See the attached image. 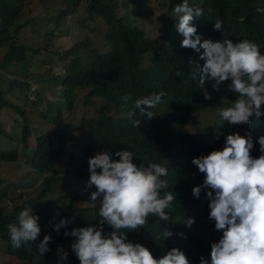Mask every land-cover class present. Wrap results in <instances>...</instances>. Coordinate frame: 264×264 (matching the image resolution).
<instances>
[{
  "label": "trees",
  "instance_id": "16d2710c",
  "mask_svg": "<svg viewBox=\"0 0 264 264\" xmlns=\"http://www.w3.org/2000/svg\"><path fill=\"white\" fill-rule=\"evenodd\" d=\"M29 1L33 0H0V47L6 44V50L0 58V66L14 75H21L0 77V107H12L18 112H23L24 109L20 104L14 103L7 93H26L30 85L29 81H25L28 76L17 72L22 69V66L17 64L24 60L30 61L29 54L36 50L18 40V31L24 24V7ZM63 1L66 8L54 14V23H58L68 11L84 1L88 17H97L104 21L102 37L107 44L106 48L99 49L90 47L91 42L76 41L72 47L62 51L61 56L68 59L64 62V71L53 72L54 77L59 79L56 83L61 84L60 94L66 98L59 99L61 104H65L68 109L72 108L76 89L79 88L87 91L85 101L94 105L95 114L82 120L79 125L81 131L84 127L87 130L84 141L79 144L78 155L69 153L75 165L72 172L79 175L81 181L83 176L90 178V171L85 167H88L86 165H89L91 157L107 151L111 158L118 159L115 154L121 150L132 151L138 164L144 163L147 166L159 163L167 167L168 176L164 178L169 181V188L165 191H171L176 196L170 211L171 221L150 216L146 227L128 231L127 239L144 244L156 258L162 257L173 247H179L191 264H200L202 256L210 261L211 244L217 242L223 233L215 229V221L209 220L211 210L206 195L207 189L201 190L199 198L193 195L192 189L203 184L205 174L201 173L192 161L195 157L222 149L227 135L235 132L241 135L251 133L254 141L251 155L259 157L262 153L258 141L260 136H264V114L259 118H251V124L231 125L224 121L225 123L217 129L218 138L214 140L195 137L193 132L189 131L168 135L156 116L146 120L140 115L139 109L134 106L138 98L164 91V103L157 108L156 113L160 112L162 117L159 118L169 122L171 133H175L178 129H171L173 123H181L190 115V118H193L206 109L218 108L220 112L222 108L230 106L232 100L237 98L236 93L229 91L228 85L231 81L221 84L219 91L213 89L214 81H206L205 88H200L198 75L193 78L192 73L198 62L203 63L199 60L203 49L201 53H197L191 48L181 46L184 37L176 28L179 22L176 17L172 22L166 20L158 36L151 37L130 18L134 10L143 6L140 0H124L119 7L116 0ZM174 2L175 0H170L169 10H172ZM183 2L184 0H179V4ZM188 3L193 9L204 10V15L192 22L197 27L202 41L210 38L213 41L232 39L236 42L248 38L258 43L261 53L264 54V0H188ZM209 8L212 9L211 13L207 11ZM215 20L222 21V30H214ZM54 27L49 24L47 33L50 36L54 34ZM80 46H86L93 51L92 56L88 58L73 54ZM69 54L73 55L68 56ZM10 66L14 67L10 69ZM205 90L212 94L211 100L204 98ZM98 99L101 102L95 105ZM109 108H113L118 115H112ZM42 111H45L42 118L52 123L50 130L36 132L30 125V119L24 117L22 124L19 123L20 134H7L15 144L19 142L18 137H21L22 146L30 149V166L37 174L43 176L35 196L5 210L0 209V239L5 241L4 250L26 264H32L35 247L45 235L52 237L50 250L44 254L39 264H47L51 254L57 253L61 246L65 249L72 244L75 237L65 236L64 233H70L75 224L85 221V226H99L100 219V202L74 207L80 198L78 193H74L66 201L60 195L55 197L52 194L54 186H57L64 176L57 174L55 168L65 152L66 145L68 148L77 125L65 119L57 104L47 101ZM152 111L155 115V109ZM137 120L141 121L139 127L134 126V121ZM32 135L33 140L30 138ZM0 158L15 160L17 147L0 146ZM76 175L73 176L76 178ZM86 182H83L85 187ZM86 190L89 189L86 187ZM25 206L32 207L41 226V233L33 243L32 252L28 251V245L14 249L8 232V225L16 222L19 212ZM73 212L77 214L73 216ZM190 217L194 218L191 227L183 222ZM61 219H68L70 223L57 233L54 225ZM103 227L105 234L113 230L106 223ZM164 228H170L173 232L172 237L167 240L158 238ZM181 233L184 235H180ZM77 264H80L79 260Z\"/></svg>",
  "mask_w": 264,
  "mask_h": 264
},
{
  "label": "clouds",
  "instance_id": "9594fccd",
  "mask_svg": "<svg viewBox=\"0 0 264 264\" xmlns=\"http://www.w3.org/2000/svg\"><path fill=\"white\" fill-rule=\"evenodd\" d=\"M207 11L211 13L212 9ZM174 13L179 21L176 28L184 37L181 46L197 53L203 49L199 56L203 63L198 62L192 73L193 78L198 75L200 88H205L206 81H214L213 89L219 91L220 85L230 80L229 91L237 94L230 106L220 110L223 120L220 125L224 121L231 125L251 124V118L264 114V54L261 46L248 38L236 42L210 38L202 41L192 22L202 17L204 10L193 9L188 0L177 4ZM222 27V21L215 20L214 30L220 31ZM203 95L206 100L212 99L207 90ZM164 96V91L145 95L138 98L134 106L141 116L150 120L155 116L152 109L164 102ZM140 124L141 121H134V126ZM218 127L214 130L216 136L207 140L218 138ZM258 142L262 154L253 157L251 133H231L222 149L192 161L205 174L203 184L192 189L193 195L199 198L201 190L207 189L209 220L215 221V229L223 233L211 244L210 261L202 256L200 264H264V136H260ZM115 155L118 159L111 158L105 151L89 160L90 178L86 187L95 186L90 198L92 202H100L99 226L93 224L64 233L75 237L71 249L80 264H191L179 247L156 258L144 244L127 239V232L146 227L150 216L171 221L170 211L176 196L165 191L169 188V181L164 178L168 176L167 167L159 163L138 164L132 151L121 150ZM38 221L31 206H25L19 212L16 222L8 225L14 249L28 245V251L32 252L33 243L41 233ZM183 222L191 227L194 218ZM68 223V219L59 220L54 225L55 231L59 233ZM105 223L113 229L107 234L103 227ZM172 235L170 228H164L158 238L167 240ZM51 239L50 235H45L35 247L32 264H39L50 250ZM58 253L62 260L67 259L68 254L62 246Z\"/></svg>",
  "mask_w": 264,
  "mask_h": 264
},
{
  "label": "rangeland",
  "instance_id": "374dc122",
  "mask_svg": "<svg viewBox=\"0 0 264 264\" xmlns=\"http://www.w3.org/2000/svg\"><path fill=\"white\" fill-rule=\"evenodd\" d=\"M116 1L118 2L117 7H119L124 0ZM140 1L143 3V6L141 5L139 10H134L131 13V20L141 27L146 34H149V36H158L163 23L166 20L172 22L175 18L174 9L179 4V0H175L172 10L168 9L170 0ZM63 8H66L63 0H33L29 1L24 7V15L22 17L24 24L18 31V40L26 43L31 49L36 50L31 51L29 54L30 61L24 60L19 65L17 64V66H22V69L17 72L28 76L25 81H29L30 85L26 93L20 92L18 95H11V92L7 93L8 97L14 103L20 104L24 111L18 112L8 106L0 107V146L17 147V158L15 160H3L0 158L1 210L10 208L18 202L35 196L40 189L43 176L37 174L28 162L30 149L22 146L21 137H18L19 142L15 144L7 134H20V124H22L24 117L30 119L29 122L34 127V131L50 130L52 123L50 120L42 118L43 114H45V111L43 113L42 110L45 108L47 101L50 104H57L62 109L65 119L77 125L73 130V136L69 141L68 148L66 145L65 152L55 168L57 174L61 173L64 176L59 180L58 185L54 186L52 194L55 197L60 195L66 201L74 193H78L80 198H77L78 200L74 207L95 203L90 198L91 192L95 191V186L88 191L86 190L83 182H86L89 177L83 176V181H81V177L72 172L75 165L72 163L69 154L73 152L78 155L79 144L84 141V135L87 130L84 127L81 131L79 125H81L82 120L91 118L95 114L94 105L85 101L87 91L85 89L79 90V88L76 89L75 101L72 108L68 109L65 104H61L59 99L66 100V98L60 94L61 84L56 83L59 79L54 77V73L64 71V62L66 63L68 59L61 56L62 51L72 47L76 41H80V43L91 42L90 47L106 48L107 44L102 37L105 25L104 21L97 17L93 19L88 17L84 8V1H81L76 8L68 11L58 23H54V14L60 10H64ZM44 21H48V23ZM49 24L55 26L53 29L54 34L51 36L47 33ZM5 50L6 44H3L0 47V58ZM73 54L90 58L93 51L89 50L86 46H80L77 52ZM73 54H69L68 56ZM13 67L10 66L9 68ZM17 75L21 77L20 74L14 75L0 66L1 78L18 77ZM100 102L101 100L98 99L95 105ZM157 108H155V116L162 123V127L168 135H175L180 131L187 130L193 132L195 137L212 139L216 136V131L214 130L223 121L219 115L218 108L206 109L193 118H190V115L181 123H173L171 129L177 128L178 130L174 131L175 133H171L170 123L162 121L159 118L162 115H160V112L156 113ZM109 112L112 115H118L113 108H109ZM33 136H30L31 140H33ZM86 166H88L85 167L86 170H89V165ZM73 175H76V178ZM40 205L41 202L39 201L38 206ZM72 214L74 216L77 212H73ZM79 227H85V221L74 225V229ZM4 246L5 241L0 239V264L4 262H8L9 264H26L25 261H20L15 255L6 253ZM64 251L68 254L66 260H62L61 254L57 252L51 254L47 264L78 263V258L72 251L71 245H68Z\"/></svg>",
  "mask_w": 264,
  "mask_h": 264
}]
</instances>
